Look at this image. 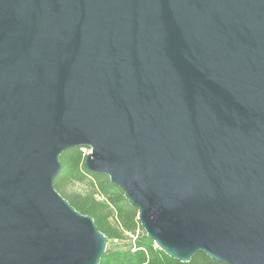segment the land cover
<instances>
[{"label": "water", "instance_id": "1", "mask_svg": "<svg viewBox=\"0 0 264 264\" xmlns=\"http://www.w3.org/2000/svg\"><path fill=\"white\" fill-rule=\"evenodd\" d=\"M76 147L168 257L264 264V0H0V264H99Z\"/></svg>", "mask_w": 264, "mask_h": 264}, {"label": "trees", "instance_id": "2", "mask_svg": "<svg viewBox=\"0 0 264 264\" xmlns=\"http://www.w3.org/2000/svg\"><path fill=\"white\" fill-rule=\"evenodd\" d=\"M85 156L80 147L61 153L60 171L53 180V187L75 210L93 218L108 244L122 243L106 247L99 264H224L214 262L201 251L187 263L165 255L147 238L137 220V209L129 205L123 191L111 184L107 176L84 168ZM86 182V193L66 192L68 185Z\"/></svg>", "mask_w": 264, "mask_h": 264}, {"label": "rangeland", "instance_id": "3", "mask_svg": "<svg viewBox=\"0 0 264 264\" xmlns=\"http://www.w3.org/2000/svg\"><path fill=\"white\" fill-rule=\"evenodd\" d=\"M88 191V183L86 182V183H72V184H70V185H68L67 187H66V192L68 193V194H71V193H73V192H77V193H82V194H84V193H86ZM120 246V245H122V243H116V242H110L109 244L107 243V247L108 246Z\"/></svg>", "mask_w": 264, "mask_h": 264}, {"label": "built area", "instance_id": "4", "mask_svg": "<svg viewBox=\"0 0 264 264\" xmlns=\"http://www.w3.org/2000/svg\"><path fill=\"white\" fill-rule=\"evenodd\" d=\"M80 150L83 155H87L90 152V149L88 147H80Z\"/></svg>", "mask_w": 264, "mask_h": 264}]
</instances>
